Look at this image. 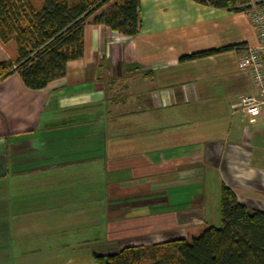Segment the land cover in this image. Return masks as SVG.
Here are the masks:
<instances>
[{
	"label": "crops",
	"instance_id": "0c3cea01",
	"mask_svg": "<svg viewBox=\"0 0 264 264\" xmlns=\"http://www.w3.org/2000/svg\"><path fill=\"white\" fill-rule=\"evenodd\" d=\"M139 19L133 38L85 25L82 57L42 90L0 81V264H41L55 232L60 264L189 241L220 227L221 186L264 212V110L231 109L255 92L237 69L259 41L249 13L140 0Z\"/></svg>",
	"mask_w": 264,
	"mask_h": 264
},
{
	"label": "trees",
	"instance_id": "16d2710c",
	"mask_svg": "<svg viewBox=\"0 0 264 264\" xmlns=\"http://www.w3.org/2000/svg\"><path fill=\"white\" fill-rule=\"evenodd\" d=\"M140 0H0V81L17 74L25 88L42 90L65 75L66 64L83 55V28L101 25L126 38L140 30ZM201 6L247 13L250 0H191ZM264 7V0H255ZM224 47L182 57L195 60L232 49ZM220 227L191 238L93 254L96 264H264V212L239 204L220 187Z\"/></svg>",
	"mask_w": 264,
	"mask_h": 264
},
{
	"label": "built area",
	"instance_id": "2783aa9c",
	"mask_svg": "<svg viewBox=\"0 0 264 264\" xmlns=\"http://www.w3.org/2000/svg\"><path fill=\"white\" fill-rule=\"evenodd\" d=\"M248 13L258 30L259 41L253 48H244V54L237 61V69L250 73L255 92L242 96L231 109L246 116H256L264 110V7H257L250 1Z\"/></svg>",
	"mask_w": 264,
	"mask_h": 264
},
{
	"label": "rangeland",
	"instance_id": "374dc122",
	"mask_svg": "<svg viewBox=\"0 0 264 264\" xmlns=\"http://www.w3.org/2000/svg\"><path fill=\"white\" fill-rule=\"evenodd\" d=\"M252 1V3L255 2V0H250ZM8 50L10 51V47H8ZM8 51V52H9ZM40 218H41V228H43V212L40 213ZM204 230H201V231H196L195 232V236H198L200 235ZM39 234H40V239L42 242L44 241H47L46 238L44 240V237H43V231H39V232H36L34 233L33 237L31 238V241L32 242H36L37 239L39 238ZM56 236H58V245H54L53 247L51 245L48 246L49 249L45 250L46 254L43 255V262L41 264H60V258L59 257H66L67 255L71 254V251L69 250V248H65L63 246H61L62 242H63V238L61 236V234L59 232H55L54 233ZM66 235V234H65ZM48 239L50 238H54V236L52 235H49L47 236ZM66 240H64V242H66ZM48 244V242L46 243ZM34 259H32V263L31 264H37L35 262H33ZM63 264H66V263H63ZM69 264H96L95 260L92 258V257H88L86 258L85 260H83V258L80 259V261H73L72 263H69Z\"/></svg>",
	"mask_w": 264,
	"mask_h": 264
}]
</instances>
